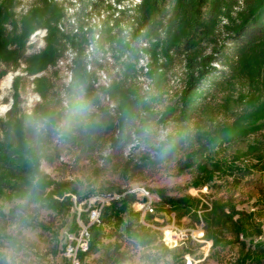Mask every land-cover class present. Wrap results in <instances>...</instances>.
<instances>
[{"label":"rangeland","instance_id":"rangeland-1","mask_svg":"<svg viewBox=\"0 0 264 264\" xmlns=\"http://www.w3.org/2000/svg\"><path fill=\"white\" fill-rule=\"evenodd\" d=\"M116 1L71 26L74 0H0V44L16 56L0 51V175L23 196L0 198V264H66L64 200L136 187L156 214L111 211L84 264H264V41L235 39L264 0H119L118 13ZM49 6L59 21L33 18ZM86 27L99 38L80 52L70 40ZM207 57L214 71L190 91L187 61ZM19 160L64 191L60 204L52 188L35 198Z\"/></svg>","mask_w":264,"mask_h":264},{"label":"trees","instance_id":"trees-1","mask_svg":"<svg viewBox=\"0 0 264 264\" xmlns=\"http://www.w3.org/2000/svg\"><path fill=\"white\" fill-rule=\"evenodd\" d=\"M165 1V0H164ZM173 1H177L178 3L183 2V4L188 5V0H173ZM187 1V2H184ZM147 2V8H157L158 5V1L157 0H146ZM50 15V19L53 20L54 22L59 21V19L62 16L61 10H59L58 8L54 7V6H49L46 7L43 10H38L35 12L34 17L37 20H43L45 18L46 15ZM264 4L260 7L259 11L252 15V17L245 23L243 24L238 31L235 34V39L237 40V43L239 45L240 48H242L244 51H253L254 48H256L258 45L262 44L264 41ZM50 37H51V41L54 42L55 44H61V40L62 37L59 36V34L57 33V31L55 32L54 30L51 31L50 33ZM80 41H76L75 39H71L70 43L72 44V46L74 48H78L80 49V52L83 51V47L82 44H85V42H88V38H80ZM0 51H2L4 53V57L3 60L6 61H15L16 60V56H14L11 52H6V49L4 48V46H2L0 44ZM214 61V59L212 57H207V58H203L200 59L199 61H196L192 58H190V60L187 61L188 67L189 69L194 68L195 66V71L198 75L197 78H195L193 75L190 76V84H189V90L192 91L194 90L197 86H199V81L203 80L208 74L212 73L214 71L213 67L211 66L212 62ZM189 92V91H188ZM241 134H246L249 132L248 129L246 130H241ZM7 161H5V159H0V170H3V168L8 165L6 163ZM20 162V160H19ZM29 164V163H28ZM28 164L24 161L20 162V166H24L22 167V169H25V171L30 172L33 177L34 180H36V183L34 185H29L30 187V191L32 192V194L35 196V198H43V196L46 194V190L47 189H51L50 193L48 194V201L60 204L58 202H56L54 200V196L57 197H62L64 194V191L61 190V188L57 187L53 182L51 181H46L45 177H43L38 171L36 170H32L29 171L28 169ZM17 166V165H15ZM19 166V165H18ZM14 165L11 167L13 168ZM8 172L6 174L0 175V198L3 199H8V200H12L14 198L20 199L23 198V196L20 195V188H16L14 190H11L9 192H6L4 190L6 184L8 181H12L14 179L9 178L8 176ZM22 194V193H21ZM83 198H80V200ZM46 200V199H45ZM134 201L133 197H127L125 198V200L120 203V204H115L112 206V208H108L106 209V211L104 212L103 215V220L105 219V217H107V214H109L111 211L114 212V214H118L121 212H124L127 208L128 205H130L132 202ZM65 204L68 205V208H71V200L69 198L64 200ZM171 203V208L172 209H176V208H182L184 207V203H186V201L184 200H175V201H170ZM121 205V206H120ZM188 206V205H187ZM215 212V210L212 212V214ZM213 216V215H212ZM77 225L75 223V220H72L69 229L71 231H74L76 229ZM97 229L98 227H93L92 228V243H91V249H92V244L95 240V237H97ZM242 232V231H241ZM90 249V252H91ZM89 252V253H90ZM67 264V263H66Z\"/></svg>","mask_w":264,"mask_h":264},{"label":"built area","instance_id":"built-area-1","mask_svg":"<svg viewBox=\"0 0 264 264\" xmlns=\"http://www.w3.org/2000/svg\"><path fill=\"white\" fill-rule=\"evenodd\" d=\"M74 1V5L76 4L75 6H79L80 8H76L73 11L74 13H72L73 15L68 18V22L72 23L71 26L77 25V14H91L97 4V0H90L91 2L87 1L88 9H85L81 8L80 0ZM117 7H121V2L119 0L114 3L113 12H119L117 11ZM87 21L89 22L88 24H90V20L87 19ZM92 21L94 22L93 29H97L99 32V28L102 29V26L97 24L94 20ZM78 28L75 29V31L78 32ZM84 32L85 36H87L86 39L88 38L91 40L95 37L96 39L99 38L98 32H92V29L88 27L84 28ZM127 197L134 198L132 203L133 211L142 217L155 215L159 208V203H157L146 187L126 188L120 194L96 193L81 200L76 196L70 197L72 203L70 208L73 215L72 220H75L77 227L74 231H71L68 227L63 233L64 242L62 244V251L67 264H84L85 258L91 249L92 228L102 225L103 215L106 209L111 208L115 204L122 203Z\"/></svg>","mask_w":264,"mask_h":264},{"label":"bare ground","instance_id":"bare-ground-1","mask_svg":"<svg viewBox=\"0 0 264 264\" xmlns=\"http://www.w3.org/2000/svg\"><path fill=\"white\" fill-rule=\"evenodd\" d=\"M9 81H10V79H8L5 83H6V86L9 84ZM5 86V85H4Z\"/></svg>","mask_w":264,"mask_h":264}]
</instances>
